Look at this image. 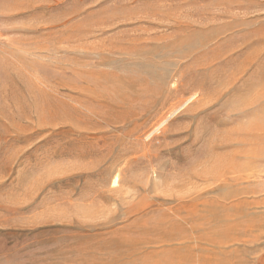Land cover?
I'll return each instance as SVG.
<instances>
[{"label":"rangeland","instance_id":"374dc122","mask_svg":"<svg viewBox=\"0 0 264 264\" xmlns=\"http://www.w3.org/2000/svg\"><path fill=\"white\" fill-rule=\"evenodd\" d=\"M0 264H264V0H0Z\"/></svg>","mask_w":264,"mask_h":264},{"label":"bare ground","instance_id":"6f19581e","mask_svg":"<svg viewBox=\"0 0 264 264\" xmlns=\"http://www.w3.org/2000/svg\"><path fill=\"white\" fill-rule=\"evenodd\" d=\"M117 180H115V182H116Z\"/></svg>","mask_w":264,"mask_h":264}]
</instances>
